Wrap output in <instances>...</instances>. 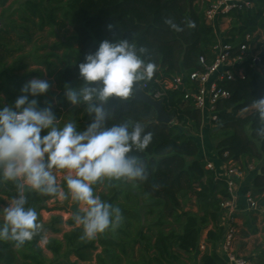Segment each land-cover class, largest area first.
I'll list each match as a JSON object with an SVG mask.
<instances>
[{
    "label": "trees",
    "instance_id": "obj_1",
    "mask_svg": "<svg viewBox=\"0 0 264 264\" xmlns=\"http://www.w3.org/2000/svg\"><path fill=\"white\" fill-rule=\"evenodd\" d=\"M200 1L0 0V105L14 104L22 94L20 89L24 83L45 76L41 68L27 69L29 64L23 58L32 57L37 64L46 65L49 75L54 74L59 82L64 92L58 98L59 106H71L65 97V85H80L78 66L86 55L94 53L103 40L127 39L137 49L146 48L148 51L141 54L142 58L156 65L153 78L141 81V87L151 95L161 90L164 110L175 114L172 122L159 121L155 107L135 98V90L127 101L118 104V99L110 100L106 107L114 114L108 120L109 126L125 121L141 123L146 132L153 133L146 149L138 151L133 147L129 153L145 164V180L105 179L93 186L95 195L120 207L121 225L94 239L82 238V226L74 227L64 233L63 239L48 241L47 248L53 254L48 257L40 242L48 226L54 231L59 230L56 224L62 217L53 216L47 224L43 223L39 212L48 208L47 202L59 195L29 191L25 193L27 206L36 209L42 229L20 247L10 240L0 241V264H79L92 260L96 264H188L185 255L198 248L201 229L210 225L207 242L212 251L202 256L201 264H227L215 251L225 233V226L221 224V203L230 197L226 179L217 178L216 170L208 166L209 160L200 156L197 136L204 120L201 110L194 100L184 99V90L174 89L166 82L171 76L182 75L186 77V87H190V73L203 69L200 56L204 55L211 64L215 47L221 40L233 46V53L246 42L260 50L264 40V0H255L252 7L231 11L227 16L230 27L223 38L219 37L215 26L207 22L206 2L201 5ZM168 19L183 30H174L166 22ZM189 20L195 22V28L187 26ZM45 26L58 30L73 27L72 36L78 45L67 44L70 50L67 58L71 59L73 55L74 61L70 60L55 73V63L50 60L55 53L49 52L47 58L42 59L37 51L31 50L9 63L8 57L24 48L21 43L9 47L13 35L31 42L32 31ZM247 35L252 37L250 42L246 40ZM60 45L56 42L54 47ZM261 62L264 64V51ZM21 69H25L24 72H20ZM220 84L232 94L218 101L217 117L211 121L209 137L216 154L224 162L234 159L245 165L247 159L258 164L260 172L253 179L250 193L259 200L264 194V137L258 135V129L264 125L251 104L254 99L264 98V71L256 64L246 63L244 78L227 79ZM49 93L54 95L48 89L35 98L39 107L51 105L59 120L60 109L53 104ZM84 109L83 117H79L78 113ZM71 110L74 113L71 121L77 123L78 129H86L93 118L87 112V105L81 103ZM226 152L229 157L225 156ZM59 185L61 189H67L65 182ZM0 188L10 198L17 194L15 182H4ZM189 202L197 210L185 207ZM261 213L259 208H251L249 214H243L250 232L258 231ZM235 217H238L236 213ZM249 258L253 264H264V248Z\"/></svg>",
    "mask_w": 264,
    "mask_h": 264
},
{
    "label": "clouds",
    "instance_id": "obj_2",
    "mask_svg": "<svg viewBox=\"0 0 264 264\" xmlns=\"http://www.w3.org/2000/svg\"><path fill=\"white\" fill-rule=\"evenodd\" d=\"M166 22L176 31L183 30L171 19ZM187 26L196 25L189 20ZM147 51L144 47L137 49L127 39H115L101 41L94 53L86 55L78 66L80 85H65L67 101L73 106L86 104L93 117L84 130L71 120L59 126L51 105L38 106L35 97L50 87L47 80L38 77L21 86L22 94L14 104L0 105V184L15 182L17 190L8 206L0 209V241L10 240L20 247L39 234L42 225L38 213L27 206L25 193L64 197L57 182L56 173L60 171L64 172L67 195L76 205L74 219L82 226V238L94 239L121 225L120 207L95 195L93 186L105 179L147 178L145 164L129 153L133 147L146 149L153 133L146 132L141 123L125 121L109 126L114 111L106 107L112 99H118V104L127 101L134 85L153 78L156 65L145 62L141 55ZM251 108L264 125V98L254 99ZM258 135L264 137V126L258 129Z\"/></svg>",
    "mask_w": 264,
    "mask_h": 264
},
{
    "label": "built area",
    "instance_id": "obj_3",
    "mask_svg": "<svg viewBox=\"0 0 264 264\" xmlns=\"http://www.w3.org/2000/svg\"><path fill=\"white\" fill-rule=\"evenodd\" d=\"M202 2H206L205 17L207 22L216 28L221 16L226 18L233 10L252 7L255 0H202ZM251 39L252 37L247 35L246 40L250 42ZM255 48L253 49V46L246 42L233 53V46L221 40L215 47V58L211 64L207 63L204 55L200 56L199 62L203 69L194 70L190 73V87H186V77L182 75L171 76L166 84L174 89L184 90V99L194 100L204 119L212 121L217 117L216 107L218 101L228 98L232 94L229 89L220 84L221 81L235 79L236 77L244 78L246 63L256 64L260 71H264V64L261 62L263 52H260L262 48L260 50ZM152 96L155 99H160L162 91L157 90ZM211 121L209 122L211 123ZM225 156L229 157V152H226ZM225 163L222 174L216 173V175L217 178L226 179L230 197L224 199L221 203L223 208L221 224L225 226V233L215 251L225 259L227 264H253L248 256L239 253L235 248V239L238 232L235 208L238 197V184L244 176V169L234 159H230ZM208 166L215 169L211 162ZM247 202L250 208H259L264 214V204H260L258 200L251 196V193L247 196ZM206 247V242L200 243V249L203 250Z\"/></svg>",
    "mask_w": 264,
    "mask_h": 264
},
{
    "label": "crops",
    "instance_id": "obj_4",
    "mask_svg": "<svg viewBox=\"0 0 264 264\" xmlns=\"http://www.w3.org/2000/svg\"><path fill=\"white\" fill-rule=\"evenodd\" d=\"M211 127V123H207L206 119L203 121V126H202V131L201 133L197 136L200 146H201V151H200V156H205L209 162H211L216 170V173L222 174L224 167H225V162L219 158V156L216 154L213 143L209 137V129ZM240 165H242L239 161H237ZM253 163L245 160V165L244 166V176L239 180L238 184V197L236 201V208H235V213L238 215L236 217V223L238 226V232L236 235L235 239V248L236 250L248 257L255 255L256 253L259 252L260 249L264 248V214L261 213L257 227L258 231L257 232H250L249 228L245 226V219L243 214H249L251 211V208L248 205L247 202V196L250 193V187L252 185L253 179L256 175L257 172H260V169L254 168V161ZM63 174L57 175V182L60 184L61 178H63ZM63 190V188L61 189ZM63 197L58 196L57 198L51 199L48 202V208H43L40 211V217L44 223L49 224L53 216H61L62 221L60 223L56 224V227L59 229L58 231H54L51 227H48L44 231V238L41 240L40 245L44 249V253L48 257H52L53 254L50 250L47 248V243L51 238H58V239H63L64 233L67 231H70L74 227L80 226L75 222L72 223L71 220L75 217V214L72 212H68L67 214L62 212L60 208H56V204H62L59 203ZM260 204H264V194L260 197L258 200ZM82 207V205H81ZM189 208V207H187ZM2 212H0V220H3L2 217ZM69 215V217H68ZM212 228V225H210L208 228H203L201 229V234H200V243L201 242H206L207 247L205 249H200V243L198 248L193 251L191 254L185 255V261L188 264H201V258L205 253H211L212 247L211 245L207 242V236H208V231ZM46 232V233H45ZM101 248L99 249V251ZM73 260H76V257H73ZM79 264H96L95 260H92L91 262H85V261H80Z\"/></svg>",
    "mask_w": 264,
    "mask_h": 264
},
{
    "label": "rangeland",
    "instance_id": "obj_5",
    "mask_svg": "<svg viewBox=\"0 0 264 264\" xmlns=\"http://www.w3.org/2000/svg\"><path fill=\"white\" fill-rule=\"evenodd\" d=\"M200 3H201V5H203L202 1H200ZM229 27H230V17L220 19L219 24L216 27V31H217L220 38L224 37V34ZM32 32H33V34H32L31 42H26L25 39H19L15 34L13 35V40L11 41L9 47H16V45L18 43H21V44H24V48H23V50L17 52L13 57H8L9 63L12 62L13 59L17 58L19 55L24 54L26 52H29L31 50L37 51V54L41 55L42 59L47 58L49 52L55 53V55L50 57V60L53 61L56 65V66L55 65L53 66L55 73L60 68L65 66L70 60L74 61L73 55L71 56V59L67 58V53L70 52L67 44L72 43L74 47H77V45H78L77 41L72 36L74 33V29L72 26H68L66 29H63V30H58L57 28H54L51 26H45L43 29H39L38 27H36ZM56 42L61 43V45L58 48L54 47V44ZM35 47H37L38 49L35 50L34 49ZM254 48H255V46H253V49ZM263 51H264V40L262 43V50L260 52H263ZM23 59L25 61H27V63L29 64L27 69L41 68L44 71L45 76L41 79L47 80L49 82V84H50L49 90L54 93V95L49 93V97L53 101V104L55 106L59 107V109H60V119L58 120L59 125L64 124V123L68 122L69 120H71V118L74 115L71 108H73L75 106H73V105L68 106V107L59 106L58 98L64 92L59 87V82L55 79L54 74L52 76H50L48 70L46 69V65L37 64L35 62L34 58H32V57L31 58L30 57H24ZM24 70L25 69H21L20 72H24ZM85 110L86 109H84L83 111H80L78 113L79 117H83ZM209 121H211V120H207V123H209ZM252 161H254V160H251L249 162L253 163ZM254 168H255V170L260 169L258 164H256V163H254ZM59 174H63V176H64L63 171L56 173V175H59ZM63 183H64V179L61 178L60 184H63ZM62 191L66 195L59 202L62 204H56L57 205L56 207L60 208V210L66 214L68 212H71L70 214H72L70 206L74 203V201H72L70 195H67V189L63 188ZM10 199L11 198L7 194H5L4 192H2L0 190V209L7 207L8 206V200H10ZM48 202H47V205H48ZM82 207H83V205H82ZM185 207H189L192 210H197V208L191 202H189V204L186 205ZM39 215H40V212H39ZM2 217H3V214H2ZM68 217H69V215H68ZM38 220H39V216H38Z\"/></svg>",
    "mask_w": 264,
    "mask_h": 264
},
{
    "label": "water",
    "instance_id": "obj_6",
    "mask_svg": "<svg viewBox=\"0 0 264 264\" xmlns=\"http://www.w3.org/2000/svg\"><path fill=\"white\" fill-rule=\"evenodd\" d=\"M135 98L144 100L153 105L157 111L158 120L163 122H172L175 118L174 113H168L164 110L161 99H155L151 94L145 92L140 83L134 85ZM71 211L75 214L76 205L75 202L70 206Z\"/></svg>",
    "mask_w": 264,
    "mask_h": 264
}]
</instances>
